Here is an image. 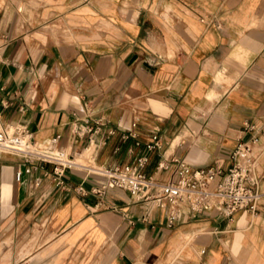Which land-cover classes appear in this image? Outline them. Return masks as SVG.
Returning a JSON list of instances; mask_svg holds the SVG:
<instances>
[{"label":"crops","instance_id":"obj_1","mask_svg":"<svg viewBox=\"0 0 264 264\" xmlns=\"http://www.w3.org/2000/svg\"><path fill=\"white\" fill-rule=\"evenodd\" d=\"M75 116L115 132L85 150ZM245 124L264 129V0H0V126L38 147L95 167L145 155L140 170L166 182L171 158L224 171ZM155 129L160 147L145 151ZM255 148L261 175L264 134ZM25 167L0 153V264H264V181L255 213L166 228L164 209L124 189L90 194L100 175L65 169L61 187L50 165Z\"/></svg>","mask_w":264,"mask_h":264},{"label":"built area","instance_id":"obj_2","mask_svg":"<svg viewBox=\"0 0 264 264\" xmlns=\"http://www.w3.org/2000/svg\"><path fill=\"white\" fill-rule=\"evenodd\" d=\"M102 124L100 119L75 116L70 123L69 132L75 139L86 136L85 150L91 145L99 147L104 145L115 132L111 127L103 130ZM245 129L252 134L247 140L238 142L232 149L229 165L224 171L210 166L191 167L182 160L171 158L169 162L175 163L173 178L166 182H156L140 170L147 161L145 155L136 157L132 164L83 166L73 163L66 157L55 155L43 147H38L31 141V133L20 126H0V153L18 157L26 166L25 173H29L33 168L43 169L44 165H50L53 181L61 187L65 185L61 179L65 169L83 168L87 172L100 175L103 179L97 186L89 188L90 194L100 198L109 188L124 189L135 201H146L154 207L164 209V226L172 228L184 213L194 215L202 210L214 209L224 217H228L237 211L250 213L258 211V201L262 196L259 182L264 181V171L261 175L255 174L259 156L255 147L258 135L264 134V129L250 124H245ZM128 137L135 138V133L129 130L122 134L123 139ZM138 145L139 142L135 139L134 146ZM159 147V136L155 129L149 141L144 143V150L150 151ZM169 162L162 161L156 168L166 170ZM14 177L15 180H19L21 171H15ZM216 177L218 179L211 187ZM75 191L86 193L80 186L75 187ZM183 205H186V211Z\"/></svg>","mask_w":264,"mask_h":264},{"label":"rangeland","instance_id":"obj_3","mask_svg":"<svg viewBox=\"0 0 264 264\" xmlns=\"http://www.w3.org/2000/svg\"><path fill=\"white\" fill-rule=\"evenodd\" d=\"M90 166H93V164H90Z\"/></svg>","mask_w":264,"mask_h":264}]
</instances>
